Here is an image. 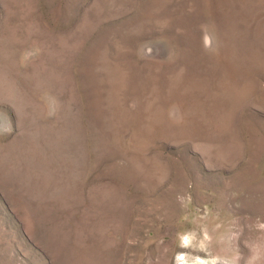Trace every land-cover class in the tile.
<instances>
[{"label": "rangeland", "instance_id": "obj_1", "mask_svg": "<svg viewBox=\"0 0 264 264\" xmlns=\"http://www.w3.org/2000/svg\"><path fill=\"white\" fill-rule=\"evenodd\" d=\"M199 258L264 264V0H0V264Z\"/></svg>", "mask_w": 264, "mask_h": 264}, {"label": "bare ground", "instance_id": "obj_2", "mask_svg": "<svg viewBox=\"0 0 264 264\" xmlns=\"http://www.w3.org/2000/svg\"><path fill=\"white\" fill-rule=\"evenodd\" d=\"M186 262V261H185ZM185 264H187V263H185ZM193 264H219L218 263V261H215V260H213V261H206V260H203V259H196V262H193Z\"/></svg>", "mask_w": 264, "mask_h": 264}]
</instances>
